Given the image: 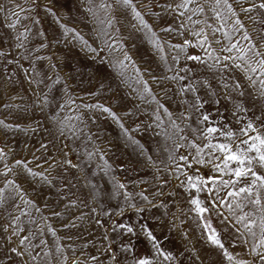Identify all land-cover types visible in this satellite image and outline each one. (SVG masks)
<instances>
[{"label":"snow or ice","instance_id":"snow-or-ice-1","mask_svg":"<svg viewBox=\"0 0 264 264\" xmlns=\"http://www.w3.org/2000/svg\"><path fill=\"white\" fill-rule=\"evenodd\" d=\"M7 2L9 5L7 9L0 5V12L5 13V19L12 18L5 27L12 29L19 21L17 13L12 11L13 8L19 10L24 19H28V14L35 13L37 8L42 7L46 15H51L56 19L63 35H73L74 40L80 42L83 48L97 54L96 59L102 63L107 62L109 68L114 70L119 83L130 90L129 96H134L142 104L154 105L151 108L152 117L149 127H154L157 134L166 142L167 146L162 152V156L166 153L165 158H154L145 146L131 134L141 129V122L128 128L122 122L121 114L99 101L81 104L80 107L106 113L119 125L124 139L139 149L141 157H146L147 161L152 162L156 169L154 178L160 185L156 188V194H165L163 188L168 185V181L162 178L163 174L175 173L178 178L186 177L180 185L189 194V208L186 210L195 214L194 219L200 226L201 239L219 251L225 264H264V104L261 105L259 115H256L254 110L252 118L247 117V109L244 106L245 98L250 95L246 91L248 88L256 92L258 98L264 101V0H163L162 3L154 6L159 11H154L151 5H145L147 13L137 8L135 0H87L84 10L94 25L92 30L95 39L91 44L76 28H70L61 23L60 17L47 3L41 5L40 0H24L25 6L22 8L13 0H7ZM146 14L154 16L158 21L162 14L170 16L172 23L165 21L161 27L156 28L145 18ZM118 15L135 21L131 25V30L127 32V39L121 35V19H118ZM39 22L38 15L31 21L33 25ZM31 32L32 29L26 27L24 31L13 36L12 39L16 40V43L9 45L8 50L10 53L12 47L21 49L22 51L17 52L16 55L29 62L27 67L19 64L4 49L0 48V59L7 58V63L4 64L5 79H11L16 75L14 71H9L8 65H16L23 69L24 79L29 82V85L44 84L45 91H47L62 78L54 71H50L45 76L36 69L33 61L49 59L50 56L33 55L38 49L47 47L48 42L43 31L38 32L37 35L44 38V43L31 48V51L25 49L24 38ZM185 32L189 38L183 39L182 43H173L170 38L165 40L160 35L163 33L171 37L172 33H176L182 36ZM137 39L146 41L151 50L160 58L164 65V74H154L151 68L142 69L136 63L133 58L134 53L129 50L128 45ZM55 42H59L58 37ZM97 42L99 47H94L93 45ZM189 47L197 48L199 52L188 53L186 50ZM102 50H106L105 56L99 55ZM109 56L111 59H107ZM181 60L184 61L182 65ZM189 62H196V70L190 66ZM205 66L212 79H215L216 83L225 89V99L232 100L233 107L236 109L233 115L238 123L242 124L238 129L233 130L227 124L219 126L211 121L206 112L201 114L202 107L208 103V99L215 95L213 84L208 76L199 71ZM48 67L55 69L56 65L50 63ZM152 84L160 88L159 94L153 91ZM162 84L167 86L161 87ZM173 87L176 89L175 95L181 98L182 104L186 105L178 115L173 114L165 103ZM201 90H204L208 99L200 94ZM63 93L62 102L56 111H63L68 105L76 107V101L69 94L70 86L67 83L64 85ZM233 94H235V99H233ZM41 99L44 101L43 106L48 107L49 97L45 95ZM41 99L36 101L37 111L41 110L39 107ZM8 106L7 104L0 105L5 108ZM12 107L21 106L13 105ZM193 113L197 115L198 120L204 123L202 129L193 130L199 137L200 144H197L195 139L190 140L182 134L189 128V120ZM237 113L244 115H237ZM138 114L139 105L137 104H133L131 108H127L122 113L129 118ZM75 116V120H69L66 116L61 119L55 112H52L48 119L60 135L67 132L70 134L67 138L72 139L81 133L82 129L84 133H87V128L83 123L85 116H82L79 111H76ZM92 117L95 118L94 112ZM31 123H34L37 129L40 127L38 121ZM0 126L4 129L21 128L18 123L9 124L4 120H0ZM23 130L28 131L26 127ZM214 136L223 139H215ZM86 138L89 141L93 139L90 133ZM50 146L56 148L51 141L45 140L38 149L33 150L31 159L37 158L35 152L38 150L47 154ZM185 146L195 149L191 159L188 155L177 151ZM24 147L27 149V145ZM157 148L159 149V145ZM57 151L60 150L57 149ZM11 152L12 149L6 151L0 148V175L5 177L0 186V206H4L6 216L5 223L0 226V233H3L0 238L4 240V248L10 254L3 257V264H8L13 257H27L23 260V264H127L126 260H121L122 250L131 259V264H154L156 258H159L160 264H179L183 258V254L179 251L174 253L165 249L147 225H141V231L150 243L153 256L140 255L137 257L135 247L131 244L122 243L121 247L114 249L106 243L108 240L106 235L96 244L95 254L81 251L80 255L76 256L77 246L71 245V259H69V249L57 238L54 246L55 256H53L44 240H40L39 245L33 240L42 225L53 235L56 234L55 229L46 225L47 217L41 216L40 224H35L37 218L31 215V210L34 209L39 213L40 208L36 207L34 201L25 194L17 182L18 177L13 169L22 168L27 175L39 176L45 184L49 185H53L52 178L43 172L34 171L22 158L12 160L9 164L7 161ZM67 155L68 153L65 152L64 157ZM85 157L88 160L99 158L103 161L105 169L108 168L103 152L95 146L91 152L85 153ZM48 159L51 160L50 167L57 166L58 161L55 155L48 156ZM177 161L182 163H177ZM169 163L174 167L169 169ZM194 163L210 165L213 174L201 175L198 169L194 172L188 171ZM59 164L72 168L81 166L79 162L72 164L65 158H61ZM225 176L228 178L225 179ZM61 187H66V185L62 184ZM116 187L124 189L125 185L116 182ZM55 192L59 197L60 189H55ZM201 193H207V196L201 199ZM123 195V208H135L137 214L143 212L142 208L135 206L130 193L125 191ZM138 195L148 207L153 206L152 201L143 191ZM17 196L21 197L20 201H16ZM59 198L64 199L65 197ZM47 199H51V194ZM21 202L23 207L19 206ZM77 204L78 201L72 199L66 201L62 207L67 211ZM160 206L167 207L163 203H160ZM44 207H47V204ZM10 208L18 214L13 215L8 210ZM92 212L95 213L96 209H92ZM117 212L122 214V209H117ZM100 214L107 215L105 212ZM50 215L59 216L60 212L54 211ZM213 215L222 218V222H226V228L230 225L234 229L233 244H241L242 251L246 248V252L236 253L225 245L221 234L212 224L210 217ZM72 219L73 221L83 220V214L74 216ZM112 223L122 232L134 233V226L130 224H116L115 221ZM95 224L100 226L101 221L96 219ZM25 225L28 226L27 234L24 233ZM75 226L72 221L61 225L65 229ZM32 227L37 229V233L31 230ZM184 236L187 238L186 231ZM13 237L16 238L15 244H13ZM67 239L71 240L72 237L68 236ZM88 245L89 241H85L80 247L87 248ZM38 246L41 247V251H35ZM190 251L194 261L203 264L197 249L193 247Z\"/></svg>","mask_w":264,"mask_h":264},{"label":"rangeland","instance_id":"rangeland-1","mask_svg":"<svg viewBox=\"0 0 264 264\" xmlns=\"http://www.w3.org/2000/svg\"><path fill=\"white\" fill-rule=\"evenodd\" d=\"M15 4H20L23 8L24 0H13ZM163 0H135L137 8L142 12L147 13L145 5L153 6L154 11L157 3H162ZM41 5L47 3L53 8L57 16L60 17V22L66 24L70 28H76L85 39L91 44L95 39L93 33L94 25L91 23L87 12L84 10L87 0H40ZM0 5L5 9L9 7L7 0H0ZM13 12L17 13L19 17L18 23L14 28L10 29L5 27L10 23L12 18L5 19V13L0 12V48L4 49L10 57L19 64L28 66L29 62L17 56V52L21 49L12 47L9 53V45H14L16 40L12 39L17 33L24 31V29L31 28L32 32L25 37L24 47L28 51L31 48H36L38 44L44 43V38L37 35L38 32L43 31L47 38V47L45 49H38L35 56H50L49 59H38L33 61L36 69L47 76L50 71H54L61 76V81L54 83L50 88L45 91V85L31 84L24 79V71L16 65L9 64L8 69L10 72L14 71L16 75L11 79H5L4 64L7 63V58L0 59V105H9L8 107H0V120L5 123H18L21 125L20 129H4L0 126V148L6 151L12 149L8 163L11 164L12 160L24 159L28 166L33 168L34 171L43 172L46 176L52 178L53 185L45 184L42 179L32 177L23 172L22 168H14L18 179L17 182L23 188L25 194L29 199L34 201L35 206L40 208L37 213L34 209L31 210V215L36 217L35 224H40V217H47L46 225H50L55 229V235L47 231L45 226H41L39 232L32 227V231L37 233L33 242L39 245L40 240H44L55 256V243L57 238L59 242L69 249V259L71 255V245L75 244L77 250L76 256L80 255L81 251L95 254V246L103 238L107 236L106 243L110 244L114 249L121 247L122 243L131 244L135 247L136 256L148 255L153 256L150 243L145 238L141 231V225H147L161 241L162 246L171 250L174 253L179 251L183 254V258L179 264H200L199 261H194L191 256V249L195 247L201 257L203 264H225L223 258L218 250H215L211 245L207 244L201 239L200 226L198 221L194 219L193 213L186 209L189 208L188 199L189 194L180 185L186 177L178 178L175 173L163 174V179L168 181V185L163 188L164 195L156 194V188L160 187L159 182L154 178L156 169L153 167L151 161H147L146 157H141L139 149L128 143L121 132L119 125L106 113H100L99 110H90L80 107L81 104L95 103L97 101L109 105L113 111L121 114L120 118L124 125L132 128L137 122H141V129L134 131L131 134L135 137L140 144L145 146L154 158H165L166 153L162 156L163 149L167 146L166 142L157 134L154 127H149L151 123V108L148 104H142L134 96H129V89L119 83L114 70L109 68L107 62L102 63L96 59V53L89 52L83 48L82 44L74 40L73 35H63L59 29L56 19L51 15H46L42 7L37 8L35 13L28 14V19H24L19 10L13 8ZM40 17V22L33 25L31 23L35 16ZM145 18L153 24L154 27L159 28L165 21L172 23V17L163 15L158 21L154 16L145 15ZM121 19V35L127 39V32L131 30V25L135 23L134 20L128 18ZM251 27V25H249ZM163 39L169 38L173 43H182L183 39H187V32L184 35L172 33L171 37L163 33L160 34ZM58 37L59 42H55ZM94 47H99L97 42ZM129 50L134 53L133 58L136 63L143 68H151L154 74H164V65L160 58L148 46L146 41L137 39L128 45ZM219 47V46H216ZM188 53L199 52V49L189 47L186 50ZM106 50H102L99 55L105 56ZM169 53V58H170ZM54 57V58H52ZM111 59V57H107ZM54 63L55 69H49L48 65ZM184 63L181 60V65ZM190 66L196 70V62H189ZM208 76L210 82L213 84V91L215 95L208 99L205 96L204 90L200 94L208 99L202 109L201 114L206 112L211 121L217 123L219 126L227 124L229 128L235 130L242 126L238 123L233 113L236 109L233 107V102L230 99H225V89L216 83L209 75L207 67L199 69ZM147 79L148 76L146 75ZM67 83L70 86V95L76 101V107L68 105L63 111H56L59 104L62 102L64 85ZM103 85V87H101ZM167 85H161L166 87ZM153 91L157 94L160 93V88L152 84ZM175 87L168 93V99L165 101L166 106L173 113L178 115L180 111L186 107L181 103V98L175 95ZM250 95L245 99V107L247 109L246 115L252 118L255 114L259 115L261 105L264 101L258 98V94L251 88L246 89ZM95 95H92V94ZM47 95L49 97L48 107H44V101L41 97ZM15 97V99H13ZM41 99L39 105L40 111H37L36 101ZM235 99V94H233ZM219 101V103H216ZM133 104L139 105V114L132 117H125L122 115L127 108H131ZM19 105L21 107H12ZM27 109V110H25ZM71 109V110H69ZM76 111H79L82 116H85L83 121L87 128V133L83 129L78 133L75 138H67L70 134L65 132L60 135L56 127L48 119L52 112H55L58 118L65 116L69 120H75ZM95 113L93 119L92 113ZM243 116L244 114L237 113ZM223 117V119H221ZM32 121H38L40 127L37 129ZM27 128L25 132L23 129ZM204 123L198 120L195 113L189 120V128L182 134L186 135L188 139H195L197 144L201 141L194 133V129L203 128ZM91 134L92 141L86 137ZM215 139L222 140V137L214 136ZM243 139V137H241ZM45 140L51 141L52 145L56 148L49 147L47 154L42 150L35 152L36 159H31L33 150L38 149L39 145L44 143ZM27 145V149H25ZM159 145V149L157 148ZM66 146V147H65ZM93 146L103 152L105 159L108 163V168L105 169L103 161L99 158L88 160L85 157L86 152H91ZM59 149L60 151H57ZM180 154L188 155L191 159L192 154L195 152L194 148L188 146L182 147L177 150ZM68 155L64 157V153ZM55 155L57 157V166L50 167L51 160L48 156ZM61 158L68 159L72 164L80 163V167L72 168L68 165L61 166L59 160ZM177 163H182L177 161ZM123 165V167H121ZM174 167L171 163L168 168ZM67 169V171L65 170ZM199 170L201 175L213 174L210 165L193 164V167L188 169L190 172ZM163 173V169H161ZM218 174V173H216ZM228 177L225 176V179ZM5 179L0 175V186ZM116 182L124 184V189H117ZM66 187H61V185ZM70 185V187H67ZM55 189H60L59 197ZM127 191L131 194L132 201L135 206L142 208L143 212L137 214L135 208H123L124 195ZM143 191L148 195L152 201V207H148L142 198L138 195ZM51 194V199H47ZM195 194V193H193ZM207 193H201L200 198L204 199ZM16 201H20L21 197L17 196ZM76 199L78 204L69 208L67 211L62 207L66 201ZM15 202V201H14ZM163 203L167 207H161ZM47 204V207L44 205ZM23 207V203L19 204ZM92 209H96L93 213ZM117 209H122L117 212ZM13 215H17L14 209H8ZM60 212L59 216L50 215L51 212ZM226 211V210H225ZM101 212L107 215H101ZM167 212V215L165 213ZM83 214V220L73 221L74 216ZM99 219L101 225L95 224V220ZM213 226L221 234L225 245L236 253L246 252L241 244H233L235 238L234 229L230 225L225 227L226 222H222V218L216 215L210 217ZM6 221L5 208L0 206V226ZM72 221L75 227L62 228V224H67ZM116 224L127 223L134 226V233L129 234L122 232ZM182 221V223H181ZM28 226L25 225L24 233L27 234ZM187 232V238L184 232ZM3 233H0V237ZM71 236L72 239H67ZM85 241H89L87 248L80 247ZM16 243V238L13 237V244ZM35 251H41V247H37ZM103 251V249H101ZM10 255L7 249L4 248V240L0 238V264H3V257ZM24 258L13 257L12 261L8 264H23ZM121 260L127 261L131 264V259L126 253L121 251ZM154 264H160L159 258L154 259Z\"/></svg>","mask_w":264,"mask_h":264}]
</instances>
